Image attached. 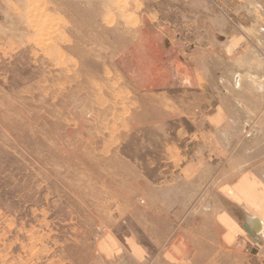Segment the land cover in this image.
I'll return each mask as SVG.
<instances>
[{"label": "rangeland", "instance_id": "1", "mask_svg": "<svg viewBox=\"0 0 264 264\" xmlns=\"http://www.w3.org/2000/svg\"><path fill=\"white\" fill-rule=\"evenodd\" d=\"M189 1L0 0V264H130L114 241L168 243L190 159L205 185L264 178V115L228 118Z\"/></svg>", "mask_w": 264, "mask_h": 264}, {"label": "crops", "instance_id": "2", "mask_svg": "<svg viewBox=\"0 0 264 264\" xmlns=\"http://www.w3.org/2000/svg\"><path fill=\"white\" fill-rule=\"evenodd\" d=\"M194 1L191 48L214 58L219 103H227L228 118L246 127L264 115V0L189 2ZM210 166L196 158L179 167L176 180L196 191L178 194L192 199L187 204L168 201V243H162L165 234L156 244H146L141 235L124 236L122 243L114 241L117 255L123 248L130 254L124 262L143 264L151 253L145 264H264V240H256L264 226V178L248 169L222 182L219 171L205 185Z\"/></svg>", "mask_w": 264, "mask_h": 264}, {"label": "built area", "instance_id": "3", "mask_svg": "<svg viewBox=\"0 0 264 264\" xmlns=\"http://www.w3.org/2000/svg\"><path fill=\"white\" fill-rule=\"evenodd\" d=\"M141 200V199H140ZM142 201V200H141ZM260 234V235H259ZM259 236V237H258ZM260 237L261 238H264V228H262L258 233H256V240H258V238L260 239ZM240 245H242V242L241 241H239L238 243H237V246H240Z\"/></svg>", "mask_w": 264, "mask_h": 264}]
</instances>
